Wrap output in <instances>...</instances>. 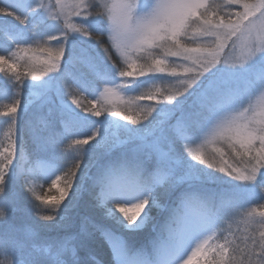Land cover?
Instances as JSON below:
<instances>
[{
    "label": "snow or ice",
    "instance_id": "snow-or-ice-1",
    "mask_svg": "<svg viewBox=\"0 0 264 264\" xmlns=\"http://www.w3.org/2000/svg\"><path fill=\"white\" fill-rule=\"evenodd\" d=\"M0 74V264H264V0H0Z\"/></svg>",
    "mask_w": 264,
    "mask_h": 264
},
{
    "label": "rangeland",
    "instance_id": "rangeland-1",
    "mask_svg": "<svg viewBox=\"0 0 264 264\" xmlns=\"http://www.w3.org/2000/svg\"><path fill=\"white\" fill-rule=\"evenodd\" d=\"M45 2H47V0H45ZM104 41L107 42V36L104 37ZM114 56V59L118 62H119V58L118 57H115V54H113ZM63 81V80H62ZM150 86V87H149ZM164 85H160V81L158 80H155V81H149L146 85L142 86L141 88L137 89V92H143L142 90H145L146 88L149 90V89H155L156 87H159L162 89V87ZM176 86V82L171 80L170 78L168 79V82L166 83V87H163V89H172ZM101 88L103 87V85L100 86ZM147 90V91H148ZM6 100H0V106L5 103ZM7 130V124L3 123L2 120H0V146H3V144L5 143V137H4V133L6 132ZM75 138H83V137H71L69 138V140H65L67 141L68 143L71 141V139H75ZM64 141V142H65ZM199 143V141L196 142V144H193L192 147H196V145ZM69 145V144H68ZM67 145V146H68ZM67 148V147H66ZM41 182L40 181H37V184L39 185ZM50 183V182H49ZM49 187V184H44L43 185V191H47ZM37 192H41V189L39 187H37ZM43 194V193H42ZM50 194H56L55 193V189L52 190V193ZM36 203V202H34ZM253 206L252 204H247L245 205V207H251ZM153 213H155L154 217L156 218V221L159 217V215H163L164 213L160 210H154ZM12 217H14V215H11V219ZM21 218L20 219H17L16 222H18V224L20 225H25V223L27 222L26 226L31 222V219L32 217L27 214V213H24V216L21 215L20 216ZM152 226V224H150ZM159 225V224H158ZM231 226H232V229L233 231L234 230H237L238 227L240 226V231L238 232L237 234V237L240 238L243 234V230L247 227L244 222H243V217L242 215H237V216H232V220H231ZM147 227V226H146ZM145 227V229H146ZM145 232V230L143 231ZM146 233H144L143 235H138L135 236V237H131V239L133 240L134 244L139 247L143 244H145L148 239L151 237V235H153V233L151 232H148L147 231V237H144ZM144 237V238H143ZM21 238H26V234L25 233H21Z\"/></svg>",
    "mask_w": 264,
    "mask_h": 264
},
{
    "label": "trees",
    "instance_id": "trees-1",
    "mask_svg": "<svg viewBox=\"0 0 264 264\" xmlns=\"http://www.w3.org/2000/svg\"><path fill=\"white\" fill-rule=\"evenodd\" d=\"M103 40H104V37L102 38ZM117 63H118V60H117ZM0 75H2V74H0ZM140 79H145V78H140ZM168 79L169 78H167V79H157L158 81H160V85H164L163 87H166V83L168 82ZM60 84L62 85V86H64L65 87V90L67 91V90H69L70 89V87H71V84H70V81H66V80H61L60 81ZM150 87V86H149ZM162 87V86H161ZM163 87H162V89H163ZM147 88L145 89V90H142L143 92H147ZM78 98H80V97H78ZM7 101H5V103H6ZM149 103H154V101H145L144 102V106H147V104H149ZM3 105V104H2ZM1 105V106H2ZM68 144H70V142L68 143L67 141H65L64 142V144L63 145H61V149H65L66 147H67V145ZM75 153H73L72 152V150L71 149H68V151H67V153H65V159H66V161H67V165H71V164H73L74 163V158H75ZM92 170H94V169H92ZM42 194V193H41ZM28 196H29V199H32V201H33V203L35 202L34 201V199L31 197V195L30 194H28ZM24 213L25 212H16V213H14V214H12V215H14V217H12V222L14 223V224H16L18 227H20V228H24L25 226H26V224H27V222L25 223V225H20V224H18V222H16V220L17 219H20L21 217V215H23L24 216ZM152 215L154 216L155 215V213H152ZM235 216H237V215H235ZM231 220H232V217H230L229 218V220L228 221H226V223H225V226L227 227L228 226V223L230 222L231 223ZM151 225L150 224H148L147 225V227H146V229H145V232H142L141 233V235H143L144 233H146L145 235H144V237H147L148 235H147V231L149 232V227H150ZM240 231V226L238 227V229L237 230H234L233 232L235 233V235H236V237H237V234H238V232ZM246 233H245V231L243 230V234H242V236L240 237V238H242L244 235H245ZM138 237H139V235H138ZM143 237V238H144ZM238 238V237H237ZM99 256L101 257V258H106V250H104V249H101V250H99Z\"/></svg>",
    "mask_w": 264,
    "mask_h": 264
}]
</instances>
